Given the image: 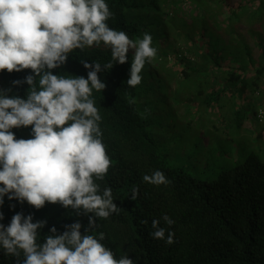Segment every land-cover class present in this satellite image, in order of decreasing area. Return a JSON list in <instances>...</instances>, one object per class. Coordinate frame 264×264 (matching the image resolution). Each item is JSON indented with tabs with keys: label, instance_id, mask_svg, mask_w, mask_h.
I'll return each mask as SVG.
<instances>
[{
	"label": "trees",
	"instance_id": "1",
	"mask_svg": "<svg viewBox=\"0 0 264 264\" xmlns=\"http://www.w3.org/2000/svg\"><path fill=\"white\" fill-rule=\"evenodd\" d=\"M106 3L112 12L107 21L111 28L125 31L134 41L145 32L152 36L157 54L145 63L141 83L134 88L127 84L134 50L129 49L127 63L113 61V68L104 70L103 65L112 57L110 48L102 43L74 50L65 65L53 70L54 74L87 78L90 69H85L81 60L102 65L98 75L106 88L100 92L93 90L92 98L101 115L99 126L112 165L97 183L101 192L105 187L112 188L113 202L120 208L118 214L113 213L106 220L97 218L99 227L95 231L105 233L102 243L117 258L127 255L134 264H264V154L250 153L212 181H198L173 165L155 140L158 137L170 144L175 135H166L161 123L155 131L147 124L152 119L141 116L139 110L151 79L159 82L162 90L169 91L195 80L198 85L193 86V91L187 88L177 99L186 96L184 104L195 106L197 112L212 108L224 127V132L219 133L211 123L212 136L239 129L247 118V100L252 97L258 99V109L251 118L262 121L264 0ZM30 72H0V89L11 88L10 95L25 97L28 85L14 86L12 82L23 81ZM130 100L135 103H129ZM209 119H214L213 113ZM13 131L17 138H30V127ZM156 170L164 172L170 183L153 185L143 181L145 174L152 175ZM133 187L138 188L135 200ZM0 212L4 216L0 223L5 226L16 213L25 217L31 214L33 222L46 221L39 230L41 243L53 226L61 234L79 222L83 234L92 215H77L59 203H46L37 210L26 201L9 200L7 196ZM165 215L174 221L172 225L162 219ZM153 220H159V227L166 230L165 239L169 231L174 232L173 244L151 236L155 231ZM0 264H16V258L5 255L2 247Z\"/></svg>",
	"mask_w": 264,
	"mask_h": 264
},
{
	"label": "clouds",
	"instance_id": "2",
	"mask_svg": "<svg viewBox=\"0 0 264 264\" xmlns=\"http://www.w3.org/2000/svg\"><path fill=\"white\" fill-rule=\"evenodd\" d=\"M111 16L106 0H0V72L31 70L23 81L12 82L28 85L25 97L10 95L11 88L0 89V205L7 196L37 210L59 203L77 215L92 214L83 234L79 222L61 234L53 226L42 243L38 235L46 221L33 222L31 214L16 213L7 226L0 223V247L16 258V264H134L127 255L117 258L102 243L105 233L95 231L97 218L106 220L120 211L112 188L101 192L97 183L112 165L92 98L93 90L106 88L98 75L102 65L81 60L90 69L87 78L53 73L74 50L102 43L112 57L104 70L112 69L113 61L127 63L129 49L134 50L127 84L139 85L145 63L157 54L152 36L145 32L134 41L108 25ZM22 127L31 128L30 138L16 137L13 129ZM143 181L170 183L160 170L145 174ZM137 195L138 188L133 187L132 199ZM162 219L174 223L167 215ZM159 224L152 221L151 236L173 244L174 232L165 239L166 230Z\"/></svg>",
	"mask_w": 264,
	"mask_h": 264
},
{
	"label": "rangeland",
	"instance_id": "3",
	"mask_svg": "<svg viewBox=\"0 0 264 264\" xmlns=\"http://www.w3.org/2000/svg\"><path fill=\"white\" fill-rule=\"evenodd\" d=\"M150 82L152 84H148L144 93L145 102L139 109L141 116L152 119L147 124L155 131L160 129L159 123H161L166 135L172 133L175 135L174 141H170V144L158 137L155 140L171 158L173 165L180 166L194 179L210 182L221 171L241 163L250 153L263 156L264 119L256 122L251 118L257 112L258 99L252 97L247 100L249 102L246 107L247 118L239 129L232 128L225 135L212 136L209 133L211 123L219 133L224 132L223 124L212 108L197 112L195 106L184 104L188 99L186 96L184 99H177L183 91H187V88L192 90L193 86L198 85L197 81H186L187 85L184 84L176 89L173 87L170 91L162 90L159 82L155 80L151 79ZM177 100L180 102L178 103ZM176 103L182 104L176 106ZM210 113L214 114L213 120L209 119Z\"/></svg>",
	"mask_w": 264,
	"mask_h": 264
}]
</instances>
